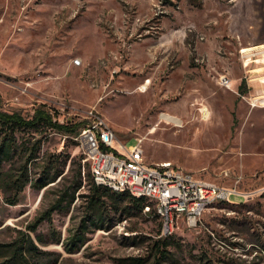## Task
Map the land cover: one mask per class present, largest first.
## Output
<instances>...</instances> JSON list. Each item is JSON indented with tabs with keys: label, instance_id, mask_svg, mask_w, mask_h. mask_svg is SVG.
Wrapping results in <instances>:
<instances>
[{
	"label": "rangeland",
	"instance_id": "rangeland-1",
	"mask_svg": "<svg viewBox=\"0 0 264 264\" xmlns=\"http://www.w3.org/2000/svg\"><path fill=\"white\" fill-rule=\"evenodd\" d=\"M262 94L264 0H0L2 110L29 117L45 106L82 128L94 110L127 147L143 139L150 164L172 162L253 194L211 206L195 228L177 220L173 255L162 264H264V107L249 102ZM42 156L61 175L42 190L29 184L16 205L0 188V245L23 242L37 252L25 254L31 264H159L163 221L155 207L139 212L109 197L103 222L69 253L65 239L90 209L91 166L78 138L58 132ZM32 169L38 178L39 164ZM73 194L68 209L39 221Z\"/></svg>",
	"mask_w": 264,
	"mask_h": 264
},
{
	"label": "built area",
	"instance_id": "built-area-1",
	"mask_svg": "<svg viewBox=\"0 0 264 264\" xmlns=\"http://www.w3.org/2000/svg\"><path fill=\"white\" fill-rule=\"evenodd\" d=\"M75 63L81 64V60ZM249 102L254 108L264 107V94L251 97ZM77 138L86 151L95 184L145 198L148 201L145 212L151 213L154 206L163 221V236L173 233L180 218L195 228L211 206L232 202L233 197L253 196L241 191L238 185L225 186L198 178L194 172L172 162L150 164L143 139L138 138L135 145L127 147L104 116L94 110L89 112L87 124Z\"/></svg>",
	"mask_w": 264,
	"mask_h": 264
},
{
	"label": "trees",
	"instance_id": "trees-1",
	"mask_svg": "<svg viewBox=\"0 0 264 264\" xmlns=\"http://www.w3.org/2000/svg\"><path fill=\"white\" fill-rule=\"evenodd\" d=\"M245 91H247V88L243 86V92ZM82 125V123L74 121L62 122L57 117L56 112L53 113L45 106L36 108L33 115L29 117L17 112L4 111L0 107V188L11 205H16L19 202L20 195L29 184L36 189L42 190L57 181L61 172L58 170V166L52 164L49 159L47 161L42 156L44 142L53 132L69 137H78ZM35 134H39L40 137H36ZM20 135L28 138H21ZM37 163L41 169L40 176L36 179H31L32 166ZM83 168L81 165L78 171L79 181L76 182L74 188L76 191L84 185ZM53 169H55L54 172ZM88 170L89 168L85 166V171ZM87 173L86 186L89 187L90 209L87 218L82 221L77 231L65 239L64 243L69 253H75L86 243L89 226L98 221L103 222L102 206L104 197L113 199L117 204L128 202L139 212H143L146 205H148V201L143 197L134 196L129 192H113L108 188L96 185L90 171ZM65 195L69 196L70 194L67 193ZM74 199L75 194L63 206L67 200L61 197L54 203L55 206L51 210L43 214L42 218L40 217L39 221L50 220L54 210H59L63 207L68 209ZM151 213H154V210ZM36 223L39 222L36 221ZM171 239L169 236H162L156 242V250L160 253L157 263L162 264V262L172 257L173 253L168 250ZM36 249L38 248L36 247ZM33 251L32 249H27L23 242L16 241L5 246L0 245V264H31L25 254L30 253L29 255L33 256L34 253H37ZM206 257L208 256L206 255Z\"/></svg>",
	"mask_w": 264,
	"mask_h": 264
},
{
	"label": "bare ground",
	"instance_id": "bare-ground-1",
	"mask_svg": "<svg viewBox=\"0 0 264 264\" xmlns=\"http://www.w3.org/2000/svg\"><path fill=\"white\" fill-rule=\"evenodd\" d=\"M251 49V48H250ZM244 52H248V51H250L249 49H244L243 50ZM149 82L150 81H147L146 82V84H145V86H143L142 88V91H145V90H147V88H148V85H149ZM149 89V88H148ZM162 119H164L166 122H174V123H176L177 125H181V120H179V119H177V118H175L173 115H170V114H163L162 115Z\"/></svg>",
	"mask_w": 264,
	"mask_h": 264
},
{
	"label": "crops",
	"instance_id": "crops-1",
	"mask_svg": "<svg viewBox=\"0 0 264 264\" xmlns=\"http://www.w3.org/2000/svg\"><path fill=\"white\" fill-rule=\"evenodd\" d=\"M245 87H246V84L244 85ZM247 91H248V89H247ZM246 92V91H245ZM247 98V97H246ZM197 176V175H196ZM198 177V176H197ZM198 178H200V177H198ZM202 179V178H201ZM203 180H205V179H203ZM207 181H209V180H207ZM249 193H251V192H249ZM240 198V197H239ZM245 200V199H244Z\"/></svg>",
	"mask_w": 264,
	"mask_h": 264
}]
</instances>
